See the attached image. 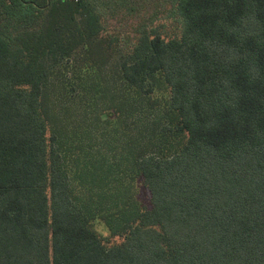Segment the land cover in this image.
I'll return each instance as SVG.
<instances>
[{
	"label": "trees",
	"instance_id": "16d2710c",
	"mask_svg": "<svg viewBox=\"0 0 264 264\" xmlns=\"http://www.w3.org/2000/svg\"><path fill=\"white\" fill-rule=\"evenodd\" d=\"M0 264H264V0H0Z\"/></svg>",
	"mask_w": 264,
	"mask_h": 264
},
{
	"label": "rangeland",
	"instance_id": "374dc122",
	"mask_svg": "<svg viewBox=\"0 0 264 264\" xmlns=\"http://www.w3.org/2000/svg\"><path fill=\"white\" fill-rule=\"evenodd\" d=\"M160 20L161 21L157 22V24H160L159 29L163 31L162 35L168 37H174L179 33V28L177 24L174 21H172V19L161 18ZM137 23H138V18L119 17L113 20L112 22L113 27L110 28V31L112 32L115 26H117L118 29L122 30L123 40L126 41V39H134ZM140 192L142 198L145 199V197L147 196V191L142 186H140ZM94 224L102 235L106 237L109 236L108 229L104 226V224L101 221H96Z\"/></svg>",
	"mask_w": 264,
	"mask_h": 264
},
{
	"label": "water",
	"instance_id": "95a60500",
	"mask_svg": "<svg viewBox=\"0 0 264 264\" xmlns=\"http://www.w3.org/2000/svg\"><path fill=\"white\" fill-rule=\"evenodd\" d=\"M107 117V115L106 114H103V119H105Z\"/></svg>",
	"mask_w": 264,
	"mask_h": 264
}]
</instances>
